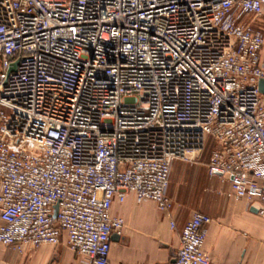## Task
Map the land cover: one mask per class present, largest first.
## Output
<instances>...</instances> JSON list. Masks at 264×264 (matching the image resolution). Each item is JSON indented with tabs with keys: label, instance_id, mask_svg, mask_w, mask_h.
I'll use <instances>...</instances> for the list:
<instances>
[{
	"label": "built area",
	"instance_id": "1",
	"mask_svg": "<svg viewBox=\"0 0 264 264\" xmlns=\"http://www.w3.org/2000/svg\"><path fill=\"white\" fill-rule=\"evenodd\" d=\"M263 15L264 0H0V245L65 241L111 264L114 203L171 210L173 163L209 144L208 176L263 214L264 34L248 20ZM211 222L192 215L174 264H211Z\"/></svg>",
	"mask_w": 264,
	"mask_h": 264
},
{
	"label": "crops",
	"instance_id": "2",
	"mask_svg": "<svg viewBox=\"0 0 264 264\" xmlns=\"http://www.w3.org/2000/svg\"><path fill=\"white\" fill-rule=\"evenodd\" d=\"M248 20L254 29L264 34V15ZM209 158L210 154L191 167L195 174L192 192H186L187 187L182 182L174 181L176 173L181 174L180 180L188 179V166L179 160L173 163L168 190L173 208L167 212H161L154 202H140L133 195L123 203H114L111 214L122 217L125 226L120 235L116 234L118 238L112 240L111 264H174L181 232L195 212L205 213L212 219L204 245L211 264H264L261 206L229 199L230 185L225 180L211 178L208 186L201 185ZM0 264H87V260L76 255L63 241L24 253L0 245Z\"/></svg>",
	"mask_w": 264,
	"mask_h": 264
},
{
	"label": "rangeland",
	"instance_id": "3",
	"mask_svg": "<svg viewBox=\"0 0 264 264\" xmlns=\"http://www.w3.org/2000/svg\"><path fill=\"white\" fill-rule=\"evenodd\" d=\"M209 146H210V144H209ZM209 146L203 152V154L200 157H198L195 161H193V162H190L188 160L187 161L186 160L182 161L189 168L188 169V173H186V175L188 176L187 180H185V181L184 180H180V175L181 174L180 173H176L175 174L174 181H176L178 183L182 182V185L187 187V189L185 190L186 192H192V188L191 187L194 184V179H195L194 176H195V174L192 171L191 167L195 166L194 164L198 163L199 161L202 162V161L206 160L209 157V154L211 153V149H212V147H209ZM179 161H181V160H179ZM183 176H185V173H183ZM204 177H205V179L201 181V183H202L201 185L208 186L209 185V179H211V178L208 176L207 169L205 171V176ZM208 191H211L210 188H208ZM229 199H231V198H229Z\"/></svg>",
	"mask_w": 264,
	"mask_h": 264
},
{
	"label": "water",
	"instance_id": "4",
	"mask_svg": "<svg viewBox=\"0 0 264 264\" xmlns=\"http://www.w3.org/2000/svg\"><path fill=\"white\" fill-rule=\"evenodd\" d=\"M16 66H17V63L14 64V65L10 68L9 72H13V71H15V70H16ZM259 88H260V91H261L262 93H264V79H262V80L260 81ZM57 211H58V206L55 207V216H56V214H57ZM117 238H118V237H117L116 234L112 235V240H113V241L116 240Z\"/></svg>",
	"mask_w": 264,
	"mask_h": 264
}]
</instances>
